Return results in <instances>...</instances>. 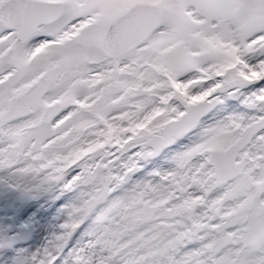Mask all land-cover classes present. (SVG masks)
<instances>
[{"label": "snow or ice", "instance_id": "obj_1", "mask_svg": "<svg viewBox=\"0 0 264 264\" xmlns=\"http://www.w3.org/2000/svg\"><path fill=\"white\" fill-rule=\"evenodd\" d=\"M4 169L64 217L14 264H264V0H0Z\"/></svg>", "mask_w": 264, "mask_h": 264}, {"label": "rangeland", "instance_id": "obj_2", "mask_svg": "<svg viewBox=\"0 0 264 264\" xmlns=\"http://www.w3.org/2000/svg\"><path fill=\"white\" fill-rule=\"evenodd\" d=\"M152 166V164L146 165L147 168H151ZM164 166L167 167L166 164ZM15 183H17V181L13 179L10 170H0V240L5 241L12 236L15 241L18 242L17 246L12 248V251H3L0 253V264H14V261L18 258L31 255L32 253L30 252H21L17 249L25 248L27 243L40 233L45 232L47 235L44 240L43 248L48 246L54 234L60 231L59 224L64 219L62 212L60 210L58 211L60 207L58 202L54 204L51 199L48 200L46 197L49 193L34 189L31 191H24L20 187L14 188L11 186ZM67 195L70 197L73 194L68 193ZM41 197L44 200L39 201ZM63 199L64 198L61 197V200ZM12 203L16 204V211L11 214L12 218L9 219L10 215L4 214L2 211L11 206ZM105 210L107 211V206ZM111 211L115 214L119 210L112 208ZM120 215H123V213L120 212L119 215L114 216L112 226H114L115 229L119 228L121 231H126L127 234L122 239H128L141 232L145 234V237H148L146 235L150 231L152 233L151 236L157 238L164 237L163 234H159L161 230L156 228V220H151L144 224L137 223L136 225H131L121 220ZM106 223L100 225V228L109 229ZM28 227L34 229V234L27 242H22L18 239L19 231L22 228ZM138 242L140 243L141 241Z\"/></svg>", "mask_w": 264, "mask_h": 264}, {"label": "bare ground", "instance_id": "obj_3", "mask_svg": "<svg viewBox=\"0 0 264 264\" xmlns=\"http://www.w3.org/2000/svg\"><path fill=\"white\" fill-rule=\"evenodd\" d=\"M34 190H39V191H44L46 193H49L46 196L48 198V200L51 199L54 204L57 203V198H56L57 197V190H55V189H34ZM41 200H44V199H42V197H41L39 201H41ZM15 206H16V204L12 203L11 206L6 208L2 212L4 214H9L10 215L9 219H10V218H12L11 214L14 211H16ZM59 210L61 211L60 207L58 208V211ZM160 214H163V213H159L158 215H160ZM156 221H155L156 228L161 230V232H159V234H163V236H164V230L161 228L160 222L158 220H156ZM106 224L109 226V229H115V227L112 226V223H106ZM101 230H103V229H101ZM151 234L152 233L150 231V232H148V234L146 236H151ZM46 237H47V235H46L45 232L44 233H40L39 235H36L33 239H31L27 243V246L25 248L17 249V250L21 251V252L22 251H27V252H30L32 254L40 252L43 249V247H44V240H45ZM5 241L7 242V244H6L5 247L0 248V253H2L3 251H12V248L16 247L17 243H18V242L15 241V239L12 236L9 239L5 240ZM137 243H139V242L137 241Z\"/></svg>", "mask_w": 264, "mask_h": 264}, {"label": "water", "instance_id": "obj_4", "mask_svg": "<svg viewBox=\"0 0 264 264\" xmlns=\"http://www.w3.org/2000/svg\"><path fill=\"white\" fill-rule=\"evenodd\" d=\"M33 233H34V229L32 227L28 229H22L20 231L19 238L22 241H27Z\"/></svg>", "mask_w": 264, "mask_h": 264}]
</instances>
